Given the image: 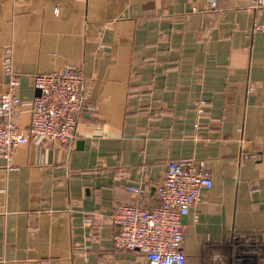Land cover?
<instances>
[{"label": "crops", "instance_id": "crops-1", "mask_svg": "<svg viewBox=\"0 0 264 264\" xmlns=\"http://www.w3.org/2000/svg\"><path fill=\"white\" fill-rule=\"evenodd\" d=\"M205 1L0 0V95L10 51L18 125L34 77L65 65L97 109L81 111L71 147L0 157V264H145L115 248L110 215L133 202L129 186L160 207L168 163L192 158L213 186L182 221L186 264H264V8Z\"/></svg>", "mask_w": 264, "mask_h": 264}, {"label": "built area", "instance_id": "built-area-1", "mask_svg": "<svg viewBox=\"0 0 264 264\" xmlns=\"http://www.w3.org/2000/svg\"><path fill=\"white\" fill-rule=\"evenodd\" d=\"M205 2L208 11L218 9V0ZM255 2L264 8V0ZM4 73L8 87L0 95V157L11 164L16 149L30 141L49 140L62 147L75 144L81 111L95 113L97 110L86 103L82 69L65 65L34 77L33 85L41 95L33 101L30 124L25 129L17 123L22 103L21 77L14 69L10 51L4 58ZM212 186V174L205 162L192 158L168 163L165 179L156 187L158 208L143 204L147 190L142 185L126 187L133 202L115 206L110 215L117 228L113 237L115 248L142 255L145 264H186L182 218L188 216L203 192ZM85 222L90 224L91 219ZM235 239L249 242L251 237L236 236Z\"/></svg>", "mask_w": 264, "mask_h": 264}, {"label": "water", "instance_id": "water-1", "mask_svg": "<svg viewBox=\"0 0 264 264\" xmlns=\"http://www.w3.org/2000/svg\"><path fill=\"white\" fill-rule=\"evenodd\" d=\"M41 95V91L37 89V97ZM185 219V217L182 218V221Z\"/></svg>", "mask_w": 264, "mask_h": 264}]
</instances>
